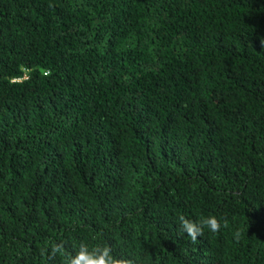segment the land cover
Returning <instances> with one entry per match:
<instances>
[{
    "label": "trees",
    "instance_id": "16d2710c",
    "mask_svg": "<svg viewBox=\"0 0 264 264\" xmlns=\"http://www.w3.org/2000/svg\"><path fill=\"white\" fill-rule=\"evenodd\" d=\"M82 244L264 264V0H0V264Z\"/></svg>",
    "mask_w": 264,
    "mask_h": 264
},
{
    "label": "clouds",
    "instance_id": "9594fccd",
    "mask_svg": "<svg viewBox=\"0 0 264 264\" xmlns=\"http://www.w3.org/2000/svg\"><path fill=\"white\" fill-rule=\"evenodd\" d=\"M179 219L182 229L193 240L196 239L197 235H199L204 228L215 232L220 227V224L214 216L205 217L198 222L189 221L183 216ZM58 250V248L54 249V251ZM69 264H121V262L113 259L110 255L109 248H103L102 250L96 249L93 252H89L86 246L82 244L80 246V251L74 258L70 259Z\"/></svg>",
    "mask_w": 264,
    "mask_h": 264
}]
</instances>
